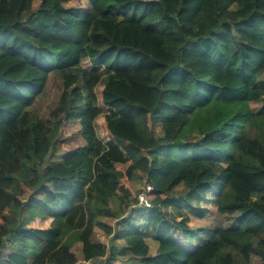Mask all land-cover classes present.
Wrapping results in <instances>:
<instances>
[{
    "label": "trees",
    "instance_id": "trees-1",
    "mask_svg": "<svg viewBox=\"0 0 264 264\" xmlns=\"http://www.w3.org/2000/svg\"><path fill=\"white\" fill-rule=\"evenodd\" d=\"M74 1L0 0V264H78L77 243L85 262L264 264V0ZM73 120L85 145L55 154ZM137 172L150 209L132 200ZM180 201L218 225L195 248L173 236L202 231Z\"/></svg>",
    "mask_w": 264,
    "mask_h": 264
},
{
    "label": "rangeland",
    "instance_id": "rangeland-1",
    "mask_svg": "<svg viewBox=\"0 0 264 264\" xmlns=\"http://www.w3.org/2000/svg\"><path fill=\"white\" fill-rule=\"evenodd\" d=\"M37 5V3H36ZM70 6L72 7H76L80 10H86V1L85 0H76L74 2H72L70 4ZM254 90H255V101L254 103H252V110L256 113H259L260 110L262 109V103H261V98L264 97V75L260 76L257 81L254 84ZM156 132L159 136L162 135V131L160 129V127L156 128ZM85 145V142L82 138V133H81V124L80 121L77 120H73V121H69L67 123H65L60 131L59 134V141H58V149L55 151V154H63L66 152H69L73 149L79 148V147H83ZM52 162H55L54 159H48L47 160V164H50ZM147 186V179L146 176L142 173L137 172L134 175V178L132 179L131 182L128 183V187L131 193V197L132 200L135 199L138 194L140 192H142L145 187ZM184 186H180L177 189H175V191H173L170 196L174 197L176 199H179V193L182 192V190L184 189ZM210 197V202L211 203H207L204 202L202 205H200L201 207H205L208 210H210L214 205L217 198L215 197V193L209 195ZM26 198V197H24ZM178 205H180L181 209L183 210V213L189 218V226L191 227V229H193L194 231H199L202 230L201 233H198L196 235V238L192 241V245H190V243H188L180 230L176 229L173 231V236L174 238L177 240V242H179L180 244H184L185 246H192L193 248L201 245L202 243L205 242L206 239L210 238V236H205L202 232L206 231L209 232V235H212L215 231V229L218 227L216 221L211 220V219H199L196 218L192 215V213L186 209V205L184 202L180 201L178 203ZM110 208L113 212L123 216L122 218L126 217L128 214V210H126L125 208L121 207L119 205L118 202L116 201H111L110 203ZM133 208V207H132ZM139 209V208H138ZM137 208L133 209L134 212L132 214L133 218H132V222L135 225H139L142 227L143 232L145 234V237L147 239V242L151 248V253L155 254L158 244L155 241L150 229H149V225H148V221H147V215L149 214V212L144 211L140 212ZM125 212V213H124ZM168 212H170V216L174 221H180L182 220V216L179 215L178 209L173 206L172 208H170L168 210ZM124 213V214H123ZM122 218L120 217L119 219H115L114 217H104L102 218V220L112 226L113 228L117 229H121L123 228L122 226H120L121 224H119L118 222H120L122 220ZM96 239L99 240L100 242L106 244L107 246H109L110 250H114L117 254L121 251V249L124 247V242L123 241H114L111 238L107 237L104 235V233L101 230H96ZM191 247V248H192ZM72 251L75 253L77 259H78V264H104V260H95V261H91V262H85L83 259V254H82V245L80 243H77L73 246ZM8 253V252H6ZM137 263L136 260H132L130 256H126V257H120L118 261L115 262V264H134ZM257 260L254 259L253 260V264H256Z\"/></svg>",
    "mask_w": 264,
    "mask_h": 264
},
{
    "label": "built area",
    "instance_id": "built-area-1",
    "mask_svg": "<svg viewBox=\"0 0 264 264\" xmlns=\"http://www.w3.org/2000/svg\"><path fill=\"white\" fill-rule=\"evenodd\" d=\"M152 190H153L152 187L150 185H147L145 189L142 192H140L137 196L140 206H142L145 209H150L152 207L149 198V195Z\"/></svg>",
    "mask_w": 264,
    "mask_h": 264
},
{
    "label": "crops",
    "instance_id": "crops-1",
    "mask_svg": "<svg viewBox=\"0 0 264 264\" xmlns=\"http://www.w3.org/2000/svg\"><path fill=\"white\" fill-rule=\"evenodd\" d=\"M181 245L185 246L184 244H181Z\"/></svg>",
    "mask_w": 264,
    "mask_h": 264
}]
</instances>
